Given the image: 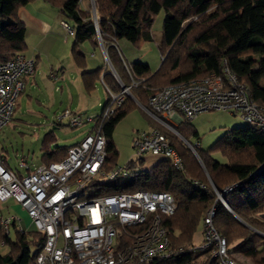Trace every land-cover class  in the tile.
<instances>
[{
	"label": "trees",
	"instance_id": "trees-1",
	"mask_svg": "<svg viewBox=\"0 0 264 264\" xmlns=\"http://www.w3.org/2000/svg\"><path fill=\"white\" fill-rule=\"evenodd\" d=\"M29 1L0 0V62L26 48L25 26L17 11ZM44 1L56 7L74 29L71 55L83 69L81 80L86 92H90L95 80L100 78L101 68L86 70L84 54L78 46L84 41L96 44L98 37L122 83L128 86L136 81V85L130 87L132 98L125 97L102 123L101 130L108 138L106 169L116 165L117 151L111 141L116 123L134 106V101L142 108H149L150 95L168 84L210 73L222 74L225 65L239 82L250 88L256 101H264V83H258L264 74V0H93L98 28L89 8H81L80 0ZM160 9L164 10L165 16L158 43L161 59L157 69L152 71L149 65L140 62L126 64L118 51L117 40L125 38L135 45L151 40V25ZM193 16L195 19L183 26ZM254 55L258 56V69H253ZM102 81L112 93L121 90L120 84L106 69ZM109 100L108 95L103 107ZM148 119L150 127H157L168 138L181 168L176 169L168 159L162 158L153 166L145 167L142 165L144 160L132 156L124 164L129 170L127 175L118 176L96 189L99 194L144 190L167 192L173 197L176 210L161 221L171 246L185 252L145 264H170L192 259L193 254L187 249L194 243L197 224L212 206L215 208L212 226L224 238L228 254H252L254 264H260L264 260V237L258 232L264 230V221L251 213H259L264 208V132L246 124L234 126L206 150L201 149L196 140L193 151L200 160L198 162L174 132ZM189 123L190 120L183 118L175 132L177 130L187 139L190 135L198 137ZM90 131L89 128L84 135ZM71 146L47 150L42 156L43 164L63 159ZM215 151L222 154L223 162L214 159L212 153ZM4 166L9 169L5 162ZM226 187H231L222 194L227 205L217 198V193H222ZM10 226L14 230V240L0 225V242L9 246L8 252L0 253V264H36V255L45 240L44 233H21L13 221ZM122 238V244L126 246L128 237ZM233 241L235 243L228 247Z\"/></svg>",
	"mask_w": 264,
	"mask_h": 264
},
{
	"label": "built area",
	"instance_id": "built-area-1",
	"mask_svg": "<svg viewBox=\"0 0 264 264\" xmlns=\"http://www.w3.org/2000/svg\"><path fill=\"white\" fill-rule=\"evenodd\" d=\"M61 24L66 35L74 34L66 21ZM34 68L35 61L21 52L0 62V131L12 119L24 78ZM106 90L110 100L98 117L69 109L55 117L58 122L65 119L70 127L92 125L91 131L71 146L63 159L30 170L26 158H20L19 167L28 170L21 174L6 168L0 156V202L12 199L19 204L37 231L45 235L36 264H145L185 252L171 246L161 221L176 210L169 193L136 190L99 194L96 190L129 173L125 165L105 167L108 138L101 126L122 103L127 87L119 93ZM148 107L143 108L150 118L172 132L183 118L191 120L212 110L237 115L246 125L264 132V101H256L250 88L225 65L222 74L210 73L162 87L150 95ZM187 144L191 149L197 146ZM132 149L137 160L151 154L181 168L177 153L157 127L136 131ZM230 189L226 187L222 194ZM214 210L212 206L201 220L200 241L187 249L193 258L170 264H242L229 256L224 238L214 230ZM12 218L0 215L5 234ZM124 236L129 240L126 246L122 244Z\"/></svg>",
	"mask_w": 264,
	"mask_h": 264
},
{
	"label": "rangeland",
	"instance_id": "rangeland-1",
	"mask_svg": "<svg viewBox=\"0 0 264 264\" xmlns=\"http://www.w3.org/2000/svg\"><path fill=\"white\" fill-rule=\"evenodd\" d=\"M89 10L91 18L94 21L96 20L98 24L97 11L92 0ZM164 16L163 9H160L154 16L151 25V40L143 41L135 45L125 38L118 39L119 50L126 64L130 65L133 62H140L149 65L152 71L156 70L161 59L157 43L161 36ZM194 19V16L189 18L187 22L183 23V26ZM64 34L65 32L61 37V43L57 42L56 48L52 51L46 46L48 42L45 43L44 47H40L45 55L37 64L35 71L24 78V88L16 99L12 119L0 131V147L1 149L3 148V150H0L1 159L14 172L19 171L21 174H26L28 171L25 168L19 167L18 163L20 158L25 157L29 169L33 170L43 163L42 156L44 152L58 147L74 145L85 134L87 125L70 127L67 125L65 119L59 122L58 125H54L58 122L54 118V124L48 125L49 120L53 116L60 115L65 108L70 111L72 109L87 112V114H95L100 111L108 98V92L100 78L95 80L92 92L85 94L79 78L80 73L76 67H72L73 60L71 55H69L72 37H68L65 40ZM87 43L85 42L78 47L80 51L85 53L87 67L90 69L103 66L105 60L101 51L93 50L90 46H86L88 45ZM91 52H94V55L91 56ZM104 54L107 57L105 51ZM25 55L30 56V53L25 52ZM257 57V55H254L253 69H258ZM111 75L120 84L121 90L123 87H127L126 92L123 93L124 98H132L130 94L131 85L125 86L116 72L113 71ZM258 83H264V74L260 77ZM28 96H31L32 99L28 100ZM35 100H39L40 103H37ZM148 118L150 116L146 110L138 102L134 101V106L116 123L111 135V141L114 149L117 151V166L124 165L132 157L133 136L137 130L150 128ZM189 124L195 128L198 137L190 135L188 139L183 138L177 130L174 134H176L177 139L180 138L184 142L190 152L200 162L196 152L188 146L187 142L192 144L198 140L199 147L206 150L227 129L234 126H243L245 122L237 115L229 112L212 110L197 114L190 120ZM212 156L218 161H224V157L218 151L213 152ZM152 163L153 159L147 158L142 165L149 167ZM221 195L222 193H217V198L222 202L223 195ZM7 205L8 209L5 207ZM0 210L4 215H8L9 213L17 216L20 219L21 226L27 232L37 231L26 211L19 204L13 203L12 201L0 203ZM251 214L264 221V208L259 213ZM9 229L10 234L8 236L11 240H14L15 234L12 226ZM201 229L202 221H199L193 235L194 243L200 241ZM259 229L261 230L262 228L259 227ZM262 232L260 233L259 231L258 233L264 237V233ZM261 242L263 241L261 240ZM234 243L235 241L231 242V244H228V247H231ZM8 250V244L0 242V253L4 254ZM229 256L242 264H254L255 260L254 255L243 254L241 252H231Z\"/></svg>",
	"mask_w": 264,
	"mask_h": 264
},
{
	"label": "crops",
	"instance_id": "crops-1",
	"mask_svg": "<svg viewBox=\"0 0 264 264\" xmlns=\"http://www.w3.org/2000/svg\"><path fill=\"white\" fill-rule=\"evenodd\" d=\"M90 3H91V0H80V6L84 10L89 8ZM17 15H18L19 20L25 26L26 48H25V50L22 53L24 55H25V52H29L30 53V56L29 55L28 56L25 55V57H27L29 59H33L35 61V68H36L37 64L41 61V58L44 57V55H45L44 52H42L43 50H41L40 47L41 46L44 47L45 43L48 42V44L46 46L48 47V49H50V51H52L54 48H56L57 42L61 43L60 42L61 37H62L63 33L65 32V30L63 32L64 28L62 27L61 22L62 21H66V20L64 19L63 14L56 7L52 6L51 4H49L48 2H46L44 0H31V1H29L27 4H25V5H23V6L18 8ZM64 35H65L64 36L65 40L68 37H72V42H73L74 34L73 35H66V33H65ZM85 42L87 43L89 41H84V42L80 43L78 47H80V45H83ZM96 42L97 43L94 44V43H92L90 41L89 43H87L88 45H86V46H90L93 50H99L103 54L105 63H104L103 66H100V68H101L100 80L102 81L103 71L106 69L109 73H113L114 69H113V67L111 68L112 70L110 69V65L111 64L109 62V59L104 54L105 49H104L103 45L101 44V41H100L99 37L97 38ZM158 43H159V41H158ZM158 43H157V46H158ZM116 45H117L118 51L120 52L119 45H118V40L116 42ZM86 46H85V48H86ZM81 52L84 54V59H83L84 60V65H85L84 68L86 70L96 69V68H90L89 69L87 67V61H86L85 53L83 51H81ZM120 54L122 55L121 52H120ZM69 55H71V46H70V49H69ZM90 55L91 56L94 55V52H91ZM71 57H72V55H71ZM72 60H73V58H72ZM73 65H72V67H76V69L80 73L79 74V78L81 80V72H82L83 69L80 68L74 62V60H73ZM35 68H34V71H35ZM150 69H151V67H150ZM34 82H35V80H34ZM102 83H103V81H102ZM103 85L105 86V88H108L104 83H103ZM81 86H82V89L85 92V94H90L92 92V90H93L92 89L90 92H86L84 87H83V85H82V80H81ZM31 99H32V97L28 96V100H31ZM35 101L37 103H40L39 100H35ZM101 109H100V111H101ZM71 111L72 112H76V113H80V114H83V115H92V116H95V115L100 113V111H98L95 114H87V112H82V111H79V110H72V109H71ZM55 117L56 116H53L49 120L48 125L54 124V118ZM84 125H87L85 133L87 132V130H89V128L90 129L92 128L91 124L87 123V124H84ZM0 150H2L1 147H0ZM147 158L153 159V163L149 167L153 166L156 162L161 160V158L159 156L148 154L143 159L144 162H145V159H147ZM8 201H12L13 203H15L12 199H7L6 201L0 202V203H7ZM5 207L8 209V205L5 206ZM0 213H1L0 215H2L4 217H8V216L13 217L11 219V221H13L15 223V226L17 227V229L21 233H26L27 232L21 226L20 219L17 216H14V215L9 214V213H8V215H4L1 212V210H0ZM9 234H10V229L8 230V235ZM260 264H264V260H262Z\"/></svg>",
	"mask_w": 264,
	"mask_h": 264
},
{
	"label": "water",
	"instance_id": "water-1",
	"mask_svg": "<svg viewBox=\"0 0 264 264\" xmlns=\"http://www.w3.org/2000/svg\"><path fill=\"white\" fill-rule=\"evenodd\" d=\"M95 25H96V28H98V24H97V21H96V20H95ZM110 67L112 68V66H110ZM220 194H221V192H220ZM221 196H222V195H221ZM222 202H223L224 204H226L223 198H222ZM226 205H227V204H226Z\"/></svg>",
	"mask_w": 264,
	"mask_h": 264
},
{
	"label": "bare ground",
	"instance_id": "bare-ground-1",
	"mask_svg": "<svg viewBox=\"0 0 264 264\" xmlns=\"http://www.w3.org/2000/svg\"><path fill=\"white\" fill-rule=\"evenodd\" d=\"M145 108V107H144Z\"/></svg>",
	"mask_w": 264,
	"mask_h": 264
}]
</instances>
